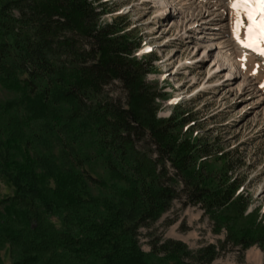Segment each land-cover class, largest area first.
<instances>
[{"label": "trees", "instance_id": "trees-1", "mask_svg": "<svg viewBox=\"0 0 264 264\" xmlns=\"http://www.w3.org/2000/svg\"><path fill=\"white\" fill-rule=\"evenodd\" d=\"M107 11L105 0H0V175L14 188L0 198V264L6 244L13 264H211L229 246L264 252L263 207L245 196L233 151L196 132L182 103L158 116L167 93L148 79L156 57L137 54L126 15L102 23ZM114 81L125 104L105 92ZM179 199L225 239L194 250L154 236L144 250L140 229Z\"/></svg>", "mask_w": 264, "mask_h": 264}, {"label": "rangeland", "instance_id": "rangeland-1", "mask_svg": "<svg viewBox=\"0 0 264 264\" xmlns=\"http://www.w3.org/2000/svg\"><path fill=\"white\" fill-rule=\"evenodd\" d=\"M105 1L108 11L102 23L126 15L129 29L142 40L137 54L156 57L148 79L158 81V88L167 93L158 116L169 117L177 103L192 111L196 132L214 141L215 148L233 151L245 196L251 198V207L262 206L264 211V55L241 42L249 39L247 15H240L237 38V11L231 0ZM254 39L264 47V40ZM105 92L126 103L122 82L106 85ZM13 191L0 175V198ZM183 201L175 200L156 223L140 229L144 250H150L154 236L183 240L194 250L225 239L226 231L214 233L200 206ZM53 221L60 225L57 217ZM1 255L4 264L14 263L9 244ZM211 264H264V252L257 245L244 254L229 246Z\"/></svg>", "mask_w": 264, "mask_h": 264}, {"label": "snow or ice", "instance_id": "snow-or-ice-1", "mask_svg": "<svg viewBox=\"0 0 264 264\" xmlns=\"http://www.w3.org/2000/svg\"><path fill=\"white\" fill-rule=\"evenodd\" d=\"M231 5L237 11L236 32L239 38V29L242 25L240 15L243 12L247 15V29L249 39L247 42L241 41L246 47L259 51L264 55V47H260L255 37L264 40V0H231Z\"/></svg>", "mask_w": 264, "mask_h": 264}, {"label": "bare ground", "instance_id": "bare-ground-1", "mask_svg": "<svg viewBox=\"0 0 264 264\" xmlns=\"http://www.w3.org/2000/svg\"><path fill=\"white\" fill-rule=\"evenodd\" d=\"M230 6L232 7V5H231V2H230ZM245 42H247V41H245ZM244 46H245V44H243ZM246 47V46H245ZM252 50H254V49H252ZM255 52H257L258 54H261L259 51H257V50H254ZM262 56V55H261Z\"/></svg>", "mask_w": 264, "mask_h": 264}]
</instances>
